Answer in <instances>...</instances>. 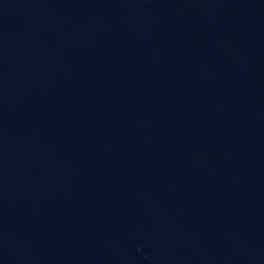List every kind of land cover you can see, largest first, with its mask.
Listing matches in <instances>:
<instances>
[{
    "label": "water",
    "instance_id": "water-1",
    "mask_svg": "<svg viewBox=\"0 0 264 264\" xmlns=\"http://www.w3.org/2000/svg\"><path fill=\"white\" fill-rule=\"evenodd\" d=\"M0 264H264V0H0Z\"/></svg>",
    "mask_w": 264,
    "mask_h": 264
}]
</instances>
